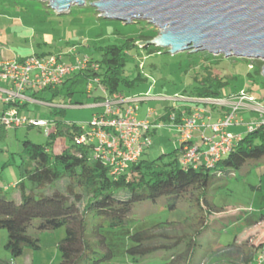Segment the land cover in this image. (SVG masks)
<instances>
[{"label": "trees", "instance_id": "obj_1", "mask_svg": "<svg viewBox=\"0 0 264 264\" xmlns=\"http://www.w3.org/2000/svg\"><path fill=\"white\" fill-rule=\"evenodd\" d=\"M19 1L21 0L14 2L16 8H19ZM31 1L38 3L41 0ZM115 34L121 35L119 30ZM152 38L149 34L136 32L122 36L120 41L97 39L84 45V51L74 47L75 51L69 53L62 50L46 51L44 46L47 42L36 44L37 49L30 56L43 58L61 55L64 61L73 63L75 55H78L86 60V65L66 77L60 85L48 86L42 90L29 89L25 92L31 99L52 104V113L56 117L52 121L53 127L45 131L46 143L39 144L29 139L22 142L23 157L19 164L22 179L16 184L20 190L19 197L9 198L7 188L0 187V229L8 232L6 249L13 260L20 257L26 247L40 248L39 239L33 237L31 228L44 231L65 227L66 236L58 244L61 253L58 264H101L114 256L108 245V231L127 228L136 203L157 202L162 197H168L173 199L170 205L175 208L184 195L197 191L200 202L208 205L205 194L211 184L229 172L242 169L250 161L264 159L262 122L252 131L242 133L230 151L212 167L203 160L199 163H182L185 146L180 142V146L155 159H146V151L128 169L115 174L113 167L97 154L94 141H80L87 134V127L78 122L59 119L66 116V106L83 105L85 101L81 97L91 105L103 104L114 94L142 97L128 93L139 84L150 80L139 70L140 60L154 53L170 54L169 48L155 44L144 45ZM135 54L138 59L134 58ZM186 54L187 63L181 67L184 69L183 73L189 75L180 95L193 99H217L239 93L227 91L236 76L229 75L221 67L224 55L220 54L221 58H216L206 51ZM30 56L17 60L21 61ZM132 58L135 59V71L138 74L129 77L126 68ZM150 64L153 67L158 66L155 62ZM263 65L264 62H259L256 67L252 64L251 71L247 73L248 78L263 76ZM142 68H145V64ZM6 85L5 82H0L1 87ZM245 92L264 100V94L256 93L252 87H248ZM0 106V114L16 107L19 115L32 119L27 101L14 99L7 103L0 102ZM180 106H164L163 112L159 114V122L163 125H175L182 120L183 115L191 114L190 107ZM21 126L30 129L42 127L31 123ZM16 127L20 126L9 127L0 122V140L6 139L8 129ZM157 129L152 131V135ZM62 180H67L64 189L44 193L49 185ZM156 225L160 224L153 226ZM148 228L129 232L130 244L126 251L135 262L158 259L161 254H166L168 258L164 257L154 264H173L175 257H180L179 250L184 243L191 248L199 243L193 237L170 240L172 243L168 245L163 243L168 241L165 232H151ZM262 263L264 264V259ZM245 264H252V261L247 260Z\"/></svg>", "mask_w": 264, "mask_h": 264}, {"label": "rangeland", "instance_id": "obj_2", "mask_svg": "<svg viewBox=\"0 0 264 264\" xmlns=\"http://www.w3.org/2000/svg\"><path fill=\"white\" fill-rule=\"evenodd\" d=\"M96 1L98 0H85L82 6H71V12L69 9L66 12L58 13L46 1L41 0L37 3L31 0H21L18 13L0 12V29L8 27L11 31L18 32L29 28L35 34V42H47L44 50H62L64 53L73 51L74 47L82 48L89 41L97 39L103 41L108 38L120 41L122 36L136 32L151 35L153 38L148 41L159 37L161 29L147 20L124 23L120 20L100 18L99 11L91 5ZM1 4L0 7H2ZM117 30L121 35L115 34ZM144 45H148V42ZM5 48L7 47L5 46ZM82 50L84 51L83 48ZM186 52L194 51L179 52L176 57L172 53H154L140 60L139 70L150 80L139 84L128 93L137 96H159V100L145 98L138 104L140 117H147L146 113L149 109L161 114L164 106L176 103V101L167 98L180 94L184 83H186L189 74L183 73L184 69L181 67L187 63ZM214 56L221 58L219 55ZM137 57L135 54L134 58L138 59ZM247 60L246 58L224 56L221 67L229 75L236 76L227 91L240 93L246 91L248 87H252L256 93L264 94V65L262 66L263 76L250 79L247 75L251 71L252 64L256 67L259 62H264V60ZM151 62H155L158 66H151ZM134 63L135 59L132 58L127 65L126 74L129 77L138 74L135 71ZM143 64H145V68H142ZM217 71L219 73V70ZM162 97L166 99L161 100ZM81 99L85 101L83 105L66 106V116L59 119L78 122L89 127V122L94 116L100 114L101 108L87 103L89 101H86L84 97ZM257 100L264 110V100L258 98ZM28 102L29 115L32 118L49 121L51 123L49 127L52 128L54 125L52 121L56 117L52 113L54 106L43 102ZM177 103L184 104L185 101L179 100ZM258 117L259 114L254 111L241 109L238 112V118L243 119L244 123L250 120L256 121ZM153 118L151 119L153 120ZM246 129L245 124H234L228 128V131L237 135L239 132L244 133ZM25 139L44 144L47 141V134L42 127L36 126L30 129L27 126H20L8 129L6 139L0 140V187L7 188V196L12 199H17L20 194L16 184L22 179L19 164L23 157L22 142ZM152 139L153 145L147 150L146 159H155L180 146L177 129L171 124L159 127L152 135ZM66 181L62 180L49 185L44 193L49 194L54 190L64 189ZM26 183L31 186L28 181ZM198 194L197 191L188 192L175 208L170 205L173 199L168 197H162L157 202L136 203L130 215V225L124 229L108 231V245L113 250L114 256L101 264H154L164 257L168 258L166 254H161L157 257L158 259L135 262L128 255L126 249L130 244L129 232L147 227L151 232H165L168 241H163V243L168 245L172 243L170 240L178 238L193 239L195 237L198 239L199 245L196 244L195 248L187 247L184 243L180 252L178 251L180 257H175L173 264H245L247 260L252 261V264H263L264 159L250 161L242 169L229 172L211 184L205 194L209 201L208 205L200 202V199L197 198ZM158 223L160 225L153 226ZM30 232L33 237L39 239L40 245L39 249L26 247L33 252V256L30 258L31 263H60L61 253L58 244L66 236V228L44 231L31 228ZM7 241V230L0 229V264H8L13 260L6 249Z\"/></svg>", "mask_w": 264, "mask_h": 264}, {"label": "built area", "instance_id": "obj_3", "mask_svg": "<svg viewBox=\"0 0 264 264\" xmlns=\"http://www.w3.org/2000/svg\"><path fill=\"white\" fill-rule=\"evenodd\" d=\"M85 65L86 60L78 55H75L73 63L64 61L61 55L43 58L30 56L21 61L14 59L2 62L0 82L7 85L0 86V102L7 103L14 99L21 102H40L29 98L25 92L29 89L42 90L48 86L60 85L66 77L84 68ZM144 99L114 94L105 103L92 105L101 108L100 114L89 122V127L86 128L88 132L80 141H94L97 145V154L106 164L113 167L115 174L128 169L131 163L137 161L153 145L152 131L163 126L161 122L151 119L155 113L153 109L148 110L147 117L143 119L138 117V104ZM167 99L176 102L184 100L186 105L199 102L228 107L225 115L207 125L212 134L203 135L201 143L198 144L192 142L194 132L199 129L198 122L203 117L202 109H196L189 116L183 115L182 120L173 125L177 129L178 139L185 146L181 157L184 164L199 163L203 160L208 166H214L230 151L234 142L241 138V134L230 133L229 127L234 124H245L247 131H252L264 122L263 106L256 96L245 91L217 99H193L180 94ZM241 109L257 112L259 117L256 121L244 123L243 119L238 118ZM211 117L210 115L209 119ZM0 122L9 127L31 123L44 127L45 131H48L51 124L46 120L21 116L16 107L0 114Z\"/></svg>", "mask_w": 264, "mask_h": 264}, {"label": "water", "instance_id": "obj_4", "mask_svg": "<svg viewBox=\"0 0 264 264\" xmlns=\"http://www.w3.org/2000/svg\"><path fill=\"white\" fill-rule=\"evenodd\" d=\"M42 1L58 13L85 3ZM91 5L104 18L156 24L161 33L148 44L172 54L191 50L264 60V0H98Z\"/></svg>", "mask_w": 264, "mask_h": 264}, {"label": "crops", "instance_id": "obj_5", "mask_svg": "<svg viewBox=\"0 0 264 264\" xmlns=\"http://www.w3.org/2000/svg\"><path fill=\"white\" fill-rule=\"evenodd\" d=\"M1 2H2V4L0 3L2 6L0 7L1 13L7 11L18 13L20 11L19 8H16L14 6L15 0H9V1L2 0ZM34 39H35V34H33L29 28H26L24 31H18V32L11 31L10 28L8 27H6L5 29L4 28L0 29V63L32 55L37 49L36 44L38 43L35 42ZM5 46L7 48H5ZM142 97L151 100H159V96L156 95L155 96L145 95ZM142 101H140L139 103H141ZM173 105L176 106L181 105L180 107L182 108L190 107L191 113H193L196 109H202L203 117L198 122L199 129H197L193 134V142L197 144L201 143L203 135L210 136L212 134L211 129L208 128L207 125H209L210 123H214L220 117L225 115V113L228 111V107L226 106H217V105L203 104V103H194V104L186 105L176 102L173 103ZM210 115L212 116L211 119H209ZM138 117L140 119L145 118V117H140L139 114ZM153 117H152L153 120L159 122V114L157 112L154 113ZM238 134H242V132H239ZM32 256H33V252L29 248H26L24 249L23 254L20 257H18L16 261L11 260V262H9L8 264H32L30 259L32 258Z\"/></svg>", "mask_w": 264, "mask_h": 264}]
</instances>
